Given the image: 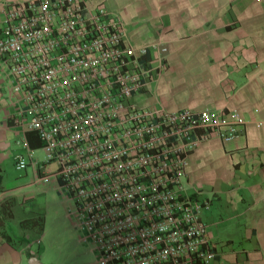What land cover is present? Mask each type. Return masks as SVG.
Returning a JSON list of instances; mask_svg holds the SVG:
<instances>
[{
  "label": "built area",
  "instance_id": "2783aa9c",
  "mask_svg": "<svg viewBox=\"0 0 264 264\" xmlns=\"http://www.w3.org/2000/svg\"><path fill=\"white\" fill-rule=\"evenodd\" d=\"M168 49L144 62L123 20L89 0H28L3 8L0 61L14 79V123L37 136L40 179L61 181L97 264H214L203 214L210 202L188 179L205 141L247 125L237 110L143 108L135 98L166 68ZM10 71V72H9ZM47 166L51 172L41 176Z\"/></svg>",
  "mask_w": 264,
  "mask_h": 264
},
{
  "label": "crops",
  "instance_id": "0c3cea01",
  "mask_svg": "<svg viewBox=\"0 0 264 264\" xmlns=\"http://www.w3.org/2000/svg\"><path fill=\"white\" fill-rule=\"evenodd\" d=\"M25 1L0 0V28L4 6ZM89 2L123 20L129 43L147 48L144 62L159 55V46L168 49L165 70L135 98L140 107L168 112L237 110L245 117L247 125L237 137L202 142L190 156L187 172L189 182L203 188L200 199L210 202L203 218L217 252L214 264H264V0ZM3 95L0 264H63L59 233L52 249L43 246L48 232L42 215L28 211L33 199L19 200L18 187L5 177L6 166L15 165L21 152L41 162L34 157L41 144L35 134H26L14 123L16 102ZM46 168L41 176L53 166ZM51 179L62 196L58 179Z\"/></svg>",
  "mask_w": 264,
  "mask_h": 264
},
{
  "label": "rangeland",
  "instance_id": "374dc122",
  "mask_svg": "<svg viewBox=\"0 0 264 264\" xmlns=\"http://www.w3.org/2000/svg\"><path fill=\"white\" fill-rule=\"evenodd\" d=\"M11 81L14 85L13 77L9 75L5 65L0 61V84L7 90L6 94L0 86V98H2V93H4L3 97L10 98L8 91ZM34 157L43 162L45 155L42 149L37 150ZM5 177L13 183L12 186L18 187L19 200L33 199L28 206V211L33 215H42L48 232V237L44 240V247H50L52 240L53 242L59 241L57 239V233H59V242L63 244V264H84L85 261L87 264H97L98 257L92 251V242L82 241L84 232L75 225V218L70 212L72 203L68 197L61 196L56 192V189H53V179L41 182L31 165L24 171H18L14 162H10L6 166ZM53 229H55V237ZM50 249L52 248L50 247ZM49 253L51 254L52 251L50 250Z\"/></svg>",
  "mask_w": 264,
  "mask_h": 264
},
{
  "label": "trees",
  "instance_id": "16d2710c",
  "mask_svg": "<svg viewBox=\"0 0 264 264\" xmlns=\"http://www.w3.org/2000/svg\"><path fill=\"white\" fill-rule=\"evenodd\" d=\"M61 184V181H59V185Z\"/></svg>",
  "mask_w": 264,
  "mask_h": 264
}]
</instances>
